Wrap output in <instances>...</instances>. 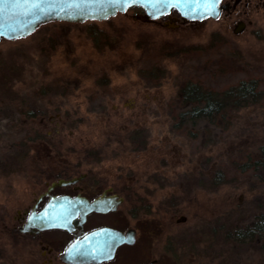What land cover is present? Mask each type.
Returning <instances> with one entry per match:
<instances>
[{"label":"rangeland","instance_id":"rangeland-1","mask_svg":"<svg viewBox=\"0 0 264 264\" xmlns=\"http://www.w3.org/2000/svg\"><path fill=\"white\" fill-rule=\"evenodd\" d=\"M139 15L0 42V264H44L6 227L47 183L86 173L84 194L125 197L120 225L137 226L161 264H264V235L234 237L264 217V163L243 172L264 146V10L239 35L223 17L175 27ZM252 79L258 97L226 129L180 116L185 82Z\"/></svg>","mask_w":264,"mask_h":264},{"label":"water","instance_id":"water-1","mask_svg":"<svg viewBox=\"0 0 264 264\" xmlns=\"http://www.w3.org/2000/svg\"><path fill=\"white\" fill-rule=\"evenodd\" d=\"M221 0H0V42L19 40L32 35L49 22L83 23L104 21L132 7H141L142 21L158 19L176 10L184 19L196 21L216 19ZM76 179L60 184L71 183ZM122 198L105 194L89 201L84 197H53L38 213L34 212L29 227L38 229H71L72 220L81 214L107 212L121 204ZM185 219V218H184ZM126 242L121 233L101 230L89 238L74 243L65 259L74 263H89L109 258L116 248Z\"/></svg>","mask_w":264,"mask_h":264},{"label":"flooded vegetation","instance_id":"flooded-vegetation-1","mask_svg":"<svg viewBox=\"0 0 264 264\" xmlns=\"http://www.w3.org/2000/svg\"><path fill=\"white\" fill-rule=\"evenodd\" d=\"M219 7L221 10L216 19L209 17L203 20L191 21L184 19L176 10H172L168 14L149 22H160L164 25L173 23L176 27L181 24L201 22L207 19L219 20L223 17L228 20V23H232L233 32L239 35L245 32L252 23V20L247 22L244 18L250 16L253 12L264 10V0H221ZM142 12L144 14L143 9ZM87 176L86 173L77 177H59L47 183L46 189L36 197L33 203L22 205L17 209V213L13 217L15 224L12 227H6L8 237L10 239L12 237V240L16 243L23 242L25 245H31V248L37 247L44 257V264H161L162 258L155 254L157 248L152 247L146 241H140V232L137 226L120 225L122 220L117 218L116 214L124 203L125 197L113 193L112 189L104 190L95 197H88L84 194L85 188L81 186V182ZM73 179L76 180L71 183L60 184V181L68 182ZM104 194L107 197L115 195L118 198H122L123 201L120 205L107 212L93 211L84 218H82L81 214L78 215L72 220L71 229L52 228L41 230L28 226L33 213L40 212L53 197L80 196L92 202ZM104 229L121 233L126 239V242L116 248L112 256L89 263H74L65 259L68 249L74 243L89 238L92 234Z\"/></svg>","mask_w":264,"mask_h":264},{"label":"trees","instance_id":"trees-1","mask_svg":"<svg viewBox=\"0 0 264 264\" xmlns=\"http://www.w3.org/2000/svg\"><path fill=\"white\" fill-rule=\"evenodd\" d=\"M259 88V83L253 79L242 81L222 90L203 87L196 81H187L181 85L178 93L179 107L186 109L179 114L183 120L188 117L187 119L196 124L201 120L210 125H224V129H226L229 125L227 116L230 112L254 102L260 92ZM259 151L261 155L258 159L247 158V162L243 164V172L253 168L254 165L264 163V146L259 148ZM262 235H264V217L251 226L237 230L234 237L238 241H245L255 240Z\"/></svg>","mask_w":264,"mask_h":264}]
</instances>
